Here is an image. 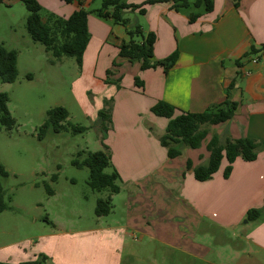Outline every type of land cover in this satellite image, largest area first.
<instances>
[{
  "label": "crops",
  "instance_id": "0c3cea01",
  "mask_svg": "<svg viewBox=\"0 0 264 264\" xmlns=\"http://www.w3.org/2000/svg\"><path fill=\"white\" fill-rule=\"evenodd\" d=\"M147 1L127 0L146 13L134 23L125 18L156 35L154 60L178 51L167 72L160 66L141 70L139 62L120 60L119 46L129 40L125 27L94 14L88 15L90 39L81 66L72 57L77 67L73 84L98 92L95 106L107 107L112 88L126 96L118 101L116 95L115 106L120 103L121 111L113 112L108 137L100 141L122 182L112 200L125 194L121 219L112 218L118 207L112 203V212L98 218L111 216L107 226L64 229V235L74 240L106 235L113 264H120V248L131 244L135 248L126 256L144 264H264V57L248 55L252 46L264 44V0H240L237 7L235 0H212L210 11L193 1L179 10L172 8L173 0ZM39 3L51 10L43 20L53 27L79 9L90 10L88 0ZM194 15L199 17L191 21ZM64 57L71 56L57 58L53 65H64ZM136 78L143 87L136 85ZM228 94L237 103L235 116L207 126L209 136L200 148L183 146L179 156L170 158L160 142L168 121L151 116L154 104L163 101L183 112L201 113L224 103ZM78 99L88 114L84 100ZM143 115L151 122L144 124ZM150 124L155 133L149 131ZM213 134L223 141L255 140L260 145L256 160L237 159L228 177L224 160L211 179L196 180L194 169L209 162L206 145ZM253 208L262 213L250 221L247 212Z\"/></svg>",
  "mask_w": 264,
  "mask_h": 264
},
{
  "label": "rangeland",
  "instance_id": "374dc122",
  "mask_svg": "<svg viewBox=\"0 0 264 264\" xmlns=\"http://www.w3.org/2000/svg\"><path fill=\"white\" fill-rule=\"evenodd\" d=\"M88 3L91 13L102 7V0H88ZM51 13L47 6H42L43 18ZM28 15L20 1L0 0V43L17 52L18 70L14 83L0 80V92L8 94V109L15 119L11 130L0 125V164L9 173L2 178L5 210L0 213V262L113 264L106 235L91 234L74 240L64 235V229L75 232L108 225L106 221L111 216L98 221L95 209L99 199L105 200L113 194L109 188L92 189L88 185L89 169L74 166L73 160L81 161L85 152L101 150L100 141L107 139L110 123L104 122L99 113L105 112L111 121L113 112L121 111L120 103L115 106L116 95L118 101L126 96L112 88L106 96L107 107L95 106L93 99L99 101V93L73 84L77 72L75 59L64 57V65L55 67L46 46L31 38L27 30ZM125 16L133 23L137 17L142 19L140 13L129 12ZM77 97L84 100L88 114ZM55 107L65 108L71 124L88 130L76 134L70 127L60 132L50 128L40 138L47 112ZM151 116L165 120L153 112ZM141 121L145 124L151 119L143 115ZM151 127L154 126L150 124L149 131L155 133L156 129ZM105 172L111 173L112 167ZM116 184L122 187L120 178ZM124 194L123 191L112 200L118 205L114 220L124 216ZM134 248L135 244L120 248V264H144L126 256Z\"/></svg>",
  "mask_w": 264,
  "mask_h": 264
},
{
  "label": "trees",
  "instance_id": "16d2710c",
  "mask_svg": "<svg viewBox=\"0 0 264 264\" xmlns=\"http://www.w3.org/2000/svg\"><path fill=\"white\" fill-rule=\"evenodd\" d=\"M66 3H73L76 0H63ZM80 1V0H79ZM240 0H235L234 5L237 7ZM29 12L27 17V30L31 38L46 46L47 50L52 54L51 62L54 64L55 59L62 56L75 57L79 66L82 64L84 52L87 48L90 34L88 31V15L95 14L101 19H110L116 24L125 27L128 41H123L119 46L118 57L122 61L131 64L141 63V70L155 69L163 67L165 72L172 68L177 59L178 51L162 60H154V46L156 43V35L152 32L145 33L139 24L134 26L125 18V10L134 12L140 9L141 15L146 13L142 6L127 4L119 0H102V7L94 13L86 9L75 11L66 20H58L53 26L43 20L41 15L42 6L39 0H20ZM161 2H169V0H148L146 4H155ZM190 0H173L172 8L179 10L186 8ZM196 7L205 5L206 11L212 10V0H193ZM112 10L110 11V9ZM199 15L190 17L191 21L196 20ZM260 55L264 57V44L260 48L252 46L248 55ZM117 65V62L114 64ZM18 77L17 70V52L6 48L0 43V80L3 83H14ZM138 87H143L139 78L135 79ZM9 96L5 92H0V125L11 130L15 125V119L12 117L9 109ZM237 103L229 97L220 105H213L201 113H189L176 109L174 106L159 101L151 108V111L159 117L165 118L167 122L165 134L160 138L162 146L168 149V156L175 158L180 155L181 147L185 146L197 149L209 136L207 126H214L226 123L235 116ZM99 116L105 121L110 118L105 112H100ZM69 113L65 108L55 107L47 112V119L41 127L39 137L42 138L45 132L52 128L55 132L70 127L74 133H83L88 128L71 124L68 121ZM108 129V128H107ZM259 143L250 138H227L223 141L218 134H213L206 145L210 153L209 162L206 166H198L194 169V177L198 181H206L211 179L219 170L222 162L225 160L227 166L224 170V176L228 177L232 170V165L237 159L247 162L256 160L259 151ZM84 152H82L83 154ZM78 153V156L82 155ZM74 166L78 168L87 167L89 169L88 185L94 189L109 188L114 195L120 191L116 181L119 175L116 170L106 173L105 169L112 167L110 156L103 150L85 152L84 159L79 161L73 160ZM9 176L5 167L0 164V213L5 210L4 191L2 178ZM112 197L107 199H99L95 209L98 217L107 216L112 212ZM262 209L253 208L247 212V219L250 221L260 217ZM43 261L45 258L42 259ZM0 264H7L0 262ZM25 264H44L43 262L25 263Z\"/></svg>",
  "mask_w": 264,
  "mask_h": 264
}]
</instances>
